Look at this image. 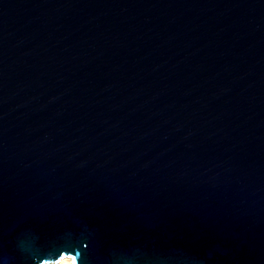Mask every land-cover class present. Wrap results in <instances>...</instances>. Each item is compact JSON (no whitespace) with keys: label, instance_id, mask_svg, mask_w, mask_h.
Segmentation results:
<instances>
[{"label":"water","instance_id":"obj_1","mask_svg":"<svg viewBox=\"0 0 264 264\" xmlns=\"http://www.w3.org/2000/svg\"><path fill=\"white\" fill-rule=\"evenodd\" d=\"M264 264V0H0V264Z\"/></svg>","mask_w":264,"mask_h":264},{"label":"bare ground","instance_id":"obj_2","mask_svg":"<svg viewBox=\"0 0 264 264\" xmlns=\"http://www.w3.org/2000/svg\"><path fill=\"white\" fill-rule=\"evenodd\" d=\"M43 264H73L69 255H64L56 261L44 262Z\"/></svg>","mask_w":264,"mask_h":264}]
</instances>
